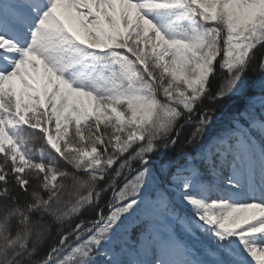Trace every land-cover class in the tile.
I'll return each instance as SVG.
<instances>
[{"label":"snow or ice","instance_id":"6c2138e0","mask_svg":"<svg viewBox=\"0 0 264 264\" xmlns=\"http://www.w3.org/2000/svg\"><path fill=\"white\" fill-rule=\"evenodd\" d=\"M261 49L264 0H0V264H264Z\"/></svg>","mask_w":264,"mask_h":264},{"label":"trees","instance_id":"16d2710c","mask_svg":"<svg viewBox=\"0 0 264 264\" xmlns=\"http://www.w3.org/2000/svg\"><path fill=\"white\" fill-rule=\"evenodd\" d=\"M264 53V49H261L257 51V59L253 62V67H250L248 72L246 73V80H259V72L258 70H254V65L258 63L259 58L261 54ZM218 85V80L213 81V91L215 90L216 86ZM255 91L257 93L260 92L259 85L256 86ZM246 103V100L243 98H232L230 101H225L218 104H211L207 99L204 100L203 105L207 106L209 108L214 109V112L212 113V124L209 127L208 134L206 136V139L211 137L212 135L220 132L222 129L229 126L230 123V116L234 113L235 109L237 107H243ZM201 106H198V109ZM259 109H257L258 111ZM189 129L186 127L184 130V133H182L180 142L176 145L175 150H169V152L166 154L167 156H177L179 152H192L194 148L196 147V144H193L188 147L182 148L183 139L184 136L187 134ZM199 141H197V144ZM157 159V156H153L152 160L155 161ZM61 167H65L63 162L60 163ZM154 164L149 165V167H154ZM134 167H139L138 165H134ZM130 178V177H129ZM122 183V181H121ZM105 200L107 197L104 198ZM56 225H52V232L50 235L46 237V239L38 245L37 255L35 258H41L44 253L48 250L50 244L55 240L58 239L57 233H56ZM31 247V245H29Z\"/></svg>","mask_w":264,"mask_h":264}]
</instances>
